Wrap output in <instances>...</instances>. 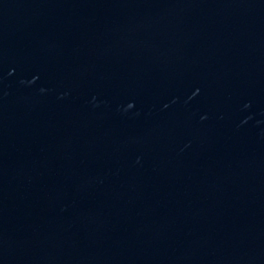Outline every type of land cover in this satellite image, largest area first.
I'll list each match as a JSON object with an SVG mask.
<instances>
[{"label": "water", "instance_id": "95a60500", "mask_svg": "<svg viewBox=\"0 0 264 264\" xmlns=\"http://www.w3.org/2000/svg\"><path fill=\"white\" fill-rule=\"evenodd\" d=\"M0 264H264V0H0Z\"/></svg>", "mask_w": 264, "mask_h": 264}]
</instances>
